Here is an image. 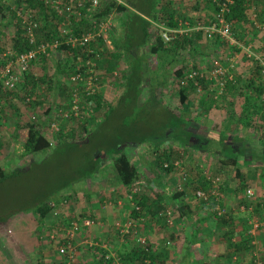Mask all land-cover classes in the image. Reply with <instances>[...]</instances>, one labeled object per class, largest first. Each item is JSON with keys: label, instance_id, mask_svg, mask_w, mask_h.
<instances>
[{"label": "trees", "instance_id": "1", "mask_svg": "<svg viewBox=\"0 0 264 264\" xmlns=\"http://www.w3.org/2000/svg\"><path fill=\"white\" fill-rule=\"evenodd\" d=\"M230 1V4L227 3L229 11L225 17L226 21L232 27H236V25L240 23H248V0ZM123 2L127 7L122 5L117 6L114 3L104 5V3L107 2L100 1V8L103 7V9L98 15V17L107 16L111 10L115 9L118 13L125 14L126 16L124 20L121 19L120 21V26L123 30L122 36L120 39H116L113 42V45L115 46V59H119L120 56H124L125 61L127 62L126 69L121 72L118 77L121 84L113 87V90L110 91V93H103L101 96L100 94H95L90 98V100L92 99L95 103L96 110H103L104 119L89 133L84 142L69 141L61 135L62 137L58 146L68 147L73 150H83L91 144L97 145L91 151L82 152V158L83 161H85V164L80 173L81 177L78 178V181L76 179V181L81 182L85 179H90L99 172L101 162L103 160L111 159L113 169L118 177L120 185L125 189L127 194H131L130 191L134 185L142 182L149 185L151 183L153 185H157L160 181V176L157 173L155 178L151 177V179H147L139 172L136 160L132 157V151L134 149L140 146H150L155 153L160 154L157 158L158 169H161L164 173L168 174L174 170L173 167L176 169L174 163L176 162L175 159H177V156L179 155V149L167 147L165 144L166 142L171 141L172 136L174 138L181 137L182 140L183 136H185L184 133H186L184 129L187 123L183 118V107L187 101L189 90H197L195 82L190 80L188 76L192 70H197V68L195 64L192 66L188 65L189 61L184 55V50L187 46L194 49V42L198 38L201 40L202 31H195L191 33L195 37L194 41L192 38L182 35L178 30L179 20L177 19V17H180L181 15L178 14V16H175V13V15L166 18V7L161 6L159 0H123ZM218 2L223 4L225 3V0H208L205 2L208 5L207 8H209L211 13L214 15H216L219 10L216 5L219 4ZM19 7L20 4L18 2L14 1L13 7L10 8L6 6V3H4L3 0H0V31L2 30L3 32V28H8L11 24L15 27L13 36L7 38L9 44H7L5 50L9 49L17 54L31 49V46L24 38V34L16 20L15 13ZM26 11L30 12L35 18L42 21L43 30L41 29V33L37 34V40L38 42H41L40 39H43V41L47 43L49 41V36L47 35L48 30L56 31L57 27H54L49 21V16L47 14L48 11L43 2H40L39 0H28L26 3ZM157 18H160L163 22L162 29L160 27L157 28L153 26L151 23L152 20L157 21ZM214 19L215 17L212 18L211 21L213 22ZM87 21L88 20H83L81 24L76 23L73 25L72 31L75 36H80L82 33L87 32L89 27V25H87ZM205 25L209 26L210 23ZM176 30L178 31L175 33ZM44 31L47 34L44 33ZM164 33L169 35L171 38L170 41L166 42L163 39L162 36ZM217 38L219 39V37ZM212 42H217L216 38L211 41V44ZM119 46H121V48L118 50L117 47ZM57 50L62 53H68V51L72 53L70 57L64 58L63 61V63L66 64V70H64V72L66 71L69 76L73 73L74 68L72 67L75 64V60L71 58V56H75L78 53L80 54V49L72 50L65 45H61ZM120 50L123 52L118 53ZM3 51L4 50L0 49V67H3L6 62L1 55ZM147 52L154 58V65H149L147 63ZM49 53L50 51L47 49V53L42 56V58L47 59L49 57ZM195 53V49L190 50V57L194 58ZM217 53H211L209 55H213V58H218L219 60L217 59V61L223 64V55L220 53L219 56H216ZM207 58L209 59V57ZM110 60L111 59L106 60V58L101 56L97 60V71L104 70L103 66L105 63L110 65L114 62L113 60V62ZM107 65H105V69ZM61 66L62 64L60 65V68ZM256 68L259 72L257 63ZM109 71L111 72L110 69ZM109 71L107 69V72ZM34 76L35 74L30 71L29 73L24 74L19 82L22 91L24 90L25 95L29 97V93H33L37 88L38 81L43 82L46 79V77L37 79ZM203 83L207 82L203 81ZM203 83L200 81V86H202ZM256 91L258 93V98H261L260 83L257 86ZM168 92H175L176 95H178V105L172 104L170 101L166 100L165 97ZM6 93L15 94L16 91H7L1 87L0 101L8 104L7 100L10 98L7 99L8 96ZM9 106L11 105L9 104ZM150 106H157L160 109V112L158 113L153 110L156 112L155 115L153 113L144 112L145 108ZM49 110L47 111L48 117H50L51 113ZM53 114L55 113L52 112V115ZM2 115L3 109L0 107V120L3 118ZM128 115H138L139 117L136 120L127 119L126 116ZM50 120L53 119L50 118ZM104 123H107L108 127L105 130L104 135L99 136V131H101V127ZM15 125H17V122ZM42 125L43 124L41 123L17 125L13 136L12 152L18 159H28V162L25 166L15 167L10 172H5V170L0 167V249L9 258L10 264H26L25 259L23 258L24 253L16 247V244L12 240L11 228L14 226L21 227L26 219L34 221L37 225L44 224L46 219L51 214L52 204L55 205L56 203H60L62 201L61 194L59 193H62L60 192L61 190L64 192L65 188H59V190L57 188L47 193H41L38 191L37 196L31 201V207L22 210H12L10 207L12 200L5 194L11 189V185L14 180L21 181L30 173V171H27V168L34 165V155L45 153L51 149L50 141L43 134L42 127H44V125ZM261 140L264 141V132ZM94 142L97 143L94 144ZM180 142L182 145L183 141ZM239 158L240 155H233V157H229L221 161L225 168L233 167L235 170L234 175L237 179L241 178V171L238 166ZM164 165H166V167L162 168ZM241 179H243V177ZM203 181L204 178L198 179L199 187L204 186L202 185ZM203 189L205 188L203 187ZM170 194L171 193L169 191H158V193L157 191H154L153 197L155 199H168L170 203L172 202L175 205L177 200H181L178 198H180L183 193L179 191L177 193L175 192L172 197ZM131 197L132 204L139 208V211H136L133 208L130 212V218L134 220L148 207L149 199L144 196L141 198L139 194H134ZM158 204H160L159 201ZM203 205L214 207V199H210L208 203H203ZM177 211L179 216L184 219H189L192 213L191 207L185 203H183ZM158 215L160 220L165 221V223L167 222V218L163 216V210L159 211ZM218 220L221 224H228L231 219L227 221L225 217H222ZM246 224L247 221L242 224V232L244 233V236H241L242 239L241 242H239V245H233L231 242L232 233L229 234L230 237L228 239V246L232 252L233 247L234 251L237 252H240L245 248L250 249V246H248L250 245V241L246 233L248 226H246ZM245 226L246 229L244 228ZM117 230V235L121 238L123 235L120 232V228ZM138 234L141 236L140 233ZM125 236L126 239L137 242L136 236L131 232ZM137 244L141 247V251H139L142 255L141 264H165L167 253L165 256V252H163V254H152L147 246L143 248L139 242H137ZM106 254V251H102V255L98 258L97 264H105L104 257ZM125 254L126 255L123 256L119 253L120 259L113 260L114 263L134 264L133 262L135 261L132 260V257L127 255V253ZM112 259L113 258L108 261V264L112 262Z\"/></svg>", "mask_w": 264, "mask_h": 264}, {"label": "rangeland", "instance_id": "2", "mask_svg": "<svg viewBox=\"0 0 264 264\" xmlns=\"http://www.w3.org/2000/svg\"><path fill=\"white\" fill-rule=\"evenodd\" d=\"M200 1L206 5L205 2L208 0ZM159 3L161 6L165 7L166 0H159ZM189 3L191 2L189 1ZM105 4L106 3H104V5ZM102 9L103 7L95 11V13H97V16L99 15L98 12ZM92 14L94 13L92 12ZM248 16L252 17L249 12ZM125 18V14L118 13L115 9L111 10L109 15L99 17V21L101 19L107 20L106 22H104L107 29L106 42H104L105 44L103 42L101 43L104 50L102 56L106 58V60L111 59L110 61L113 60L115 62L114 63L112 61L113 63H111L110 65H107V63H105V65H107L106 69L104 65V70L97 71L98 82L95 87V94H100V96L103 93H110V91L113 90V87L121 84L118 77L119 74L125 70L126 61L122 62L121 60L111 58L107 56V52L110 51L109 47L111 36L117 37L119 35V33L121 32L120 21L121 19L124 20ZM157 19L158 20L156 22L158 23V25L155 26L153 24V26L157 28L160 27L162 29L163 22L160 18ZM253 20V23H251L253 27L250 28H253L254 31L262 33L264 36V16L261 14L258 16L256 14ZM152 22L154 21L152 20ZM81 23L82 22H80L79 24ZM205 24L207 23H204V25ZM204 27H207V25H205ZM14 31L15 27L12 24L8 28H3V32L2 30L0 31V49L4 50L3 53L6 51L5 49L7 47V44H9L7 38L12 37ZM203 35L206 37L205 34H202V36ZM217 37L219 36L216 35L215 37H212V41L216 38L218 43H215L219 45V51L223 55V59L227 61V57L232 58L231 56H233V44L227 39L221 37H219L218 39ZM231 37L233 39L232 26ZM201 40H203V37H201ZM205 44L209 45V43ZM249 48L250 47H246V49ZM3 53H1V55ZM56 53L57 52H55L54 54L49 53V57L46 60H40L41 58H38L34 63V66L31 70L32 73L35 74L34 77L37 79H41L42 75L44 74L47 79L43 82L38 81L37 88L33 93H29L30 97L25 95V91H22L21 85L19 84L15 94L6 93V95L8 96L7 99L10 98L7 100L8 104L0 101V107L1 109H3V118L0 120V167L3 168L5 172H10L13 168L18 166H25V164L28 162V159H18L12 152L13 136L15 131L14 127L19 124L24 125L28 123L43 124L44 127H42V131L44 136L50 141L51 149H49L45 153L34 155V165L27 168V171H30V173L26 175L25 178L21 181L14 180L13 184L11 185V189L8 190L5 194L12 200V203L10 204L12 210H22L31 207V201L37 196L38 191H40L41 193H47L51 190H55L57 188L59 190V188L63 189L65 187L64 192L60 189V192L62 193L59 194H61L62 199H67L68 204L65 207L62 206L59 208L60 218H56L52 214H50L44 224L37 225L34 221L26 219L21 227L14 226L13 228H11L12 240L16 244V247L24 253L23 258L25 259L26 264H63V261H65L63 245L67 241L66 235L64 234L66 225L72 221H79L82 217L89 218L94 222V224L89 228L83 229L81 232H77L70 241L72 247L71 250L74 254L75 259L81 264H97L98 258L102 255V251H106V255H109L110 258H113L110 264H118L114 263L113 260L120 259L119 253L123 255V251H119L118 248L119 239L117 235V229L120 228V220L118 217L115 218L112 221L113 224L111 225L115 231L113 230L109 235L105 234L106 232L103 233L99 228L101 226L99 225L100 219L96 220V218L93 217L94 213H97L95 212L96 210L94 211V208L99 207L97 211L101 210L102 214H110V212L121 213L122 211L119 209V204L121 205V202L122 204H126L128 201L132 203V195H141L144 192L149 193L150 188L146 183L142 182L134 185L130 191L131 194H127L125 189L119 183L118 177L116 176L113 169L111 159H105L101 162L99 172L93 176L98 180L93 181V185L89 186L90 197L87 198V201L89 203L86 201V199L81 198L82 192H78V186L82 187V185H79V182L77 181L78 178L81 177L80 173L85 164V161H83L82 158V152L91 151L97 145L91 144L89 147H86L83 150H73L68 147L58 146V143L62 136L67 138L69 141L84 142L89 133L94 130L96 126L104 119V112L103 110L95 109V103L92 101V99L90 100V97L88 101L84 105H82V107L80 106V116L77 119L64 120L57 117L58 114L52 115V112L54 110H66L67 106H69L72 102L71 89H63L64 91L56 89L54 81L52 80L53 78L50 77L52 76L55 67L58 65L57 60L61 58L60 63L63 64L62 57L59 54L57 55ZM147 54V63L149 65H154V58L149 55L148 52ZM259 55L260 54H258V56ZM56 56L58 59L55 58ZM217 59L218 58H213L211 61L206 62L204 66L206 67L207 71H209L211 63ZM193 64L196 65V63ZM193 64L190 62L188 65L192 66ZM226 64H228L227 66H229V61ZM204 66L203 68H201L197 67L196 65V68L197 70H204ZM41 68H44L45 71H42ZM107 69L108 71L110 69L111 72H107ZM165 98L172 104L174 103L178 105V95H176L175 92H168ZM26 99L30 100L27 102ZM9 104L11 106H9ZM48 110L51 111L50 117H48L47 115ZM153 110L158 113L160 112V109L157 106L146 107L144 112L153 113L155 115L156 112H154ZM138 117V115L126 116L127 119L134 120L138 119ZM50 118L53 120H50ZM16 122L17 125H15ZM107 127L108 124L104 123V125L101 127V131H99L100 134L98 135H104ZM95 143L97 142H94V144ZM228 152V154H230V151ZM228 154L226 155L225 153H222L225 159L229 158ZM159 155V153H155L154 150L147 145L143 147L140 146L132 151V157L135 158L137 166L139 168V172L144 177H146L147 179H151V177L155 178L157 173L160 176V181L171 180L176 187L175 190L179 192L184 191V186H189V188H191V193H193V191L195 193V187L193 186V183H196L195 181H197V179L204 178V180L209 183L206 180L207 177L219 178L222 184L220 185V195L223 198L221 189H223L226 183L229 182L231 176H233V179L236 178V176L234 175V169H227L223 170L222 172H218L219 170L213 168V162L208 160L207 157L204 159H200L196 155H190L189 158L188 155V158L190 159L189 161L191 162L188 163L187 154L184 151L182 152L181 149H179V155L177 156V159H175L176 162L174 163V166L175 164H177L175 166L176 169L173 167L174 170L171 173H164L157 167V158ZM162 168H165V165ZM244 173V170L241 171V178L243 177V179L240 178L241 182L237 184V187L233 186V190H236L237 193H240V191L246 193V183L243 184V180L245 179ZM242 185H244L245 187ZM210 187L211 186L209 184V188ZM122 188L124 189V191H122ZM91 199L95 202L92 203L90 201ZM247 202L250 204H246ZM74 203H79V205L75 207ZM222 203L224 202L221 200V204ZM238 205H253L251 210L248 208L249 206H246L249 210L248 213L240 212L238 215H236L237 217L242 219H246L247 215L250 216V218H247L245 220L247 221L246 226H248V221L257 220L259 222H262L264 220V211L261 208V205H264V199H261L260 201H258L257 199L253 201H248V199L245 201L239 200ZM164 208L165 207L163 206L161 211L164 210ZM166 208L163 213L165 211H170L172 213L171 207L166 206ZM206 208V213H210L211 215H213L214 207L211 206ZM247 208H245L244 211H246ZM254 210L257 211V214L255 215ZM226 211L227 212L225 219L229 221L233 218V212H230L227 209ZM172 218L174 220L173 213ZM215 218L217 220L220 219L216 216ZM223 226L224 228H222L223 230H220V235H223L224 231L226 232L230 227L229 225L224 224ZM246 226L244 227L245 229ZM261 229L262 228H260V230ZM260 230L256 233V235H258V233H262L260 232ZM52 235H54L55 238L52 239ZM251 255H253V253ZM0 260H2V264H10L9 258L1 249Z\"/></svg>", "mask_w": 264, "mask_h": 264}, {"label": "crops", "instance_id": "3", "mask_svg": "<svg viewBox=\"0 0 264 264\" xmlns=\"http://www.w3.org/2000/svg\"><path fill=\"white\" fill-rule=\"evenodd\" d=\"M3 1L7 7L11 8L14 5V0ZM247 3L248 23H240L233 27V56H231L232 58L227 57V61L224 59L223 63L227 67L228 75L231 77V80L227 83L224 95L214 100L210 94L209 84L203 82V85L200 86V92L190 89L187 101L183 107V118L187 123L184 130L187 134L184 133L185 136H183L182 140L181 137L174 138L172 136L171 141L166 142L165 145L186 152L188 163H191L189 161L190 155H196L200 159L207 157L208 160L213 162V168L219 170L218 172L233 169V167L225 168L223 166L221 161L225 157L222 153L227 155L228 151H230L229 157H232V154L240 155L238 166L240 171H245L243 182L245 181L244 183H246V189H252L255 198L260 201L264 199V141L261 140L264 132V104L261 98H258L256 91L259 85V72L252 54L264 53V36L250 27H253L251 23H253L256 14L264 16V0H248ZM165 4L167 10L166 18L175 15V13V16L180 14L181 16L177 17L179 20L178 30L182 35L192 38L193 41L195 37L191 33L198 31L197 28L199 27H204L206 20L207 23L212 24L211 20L215 17L210 9L207 8L208 5H205L200 0H166ZM248 12L252 17L248 16ZM154 22L151 21L152 24L157 26L158 23ZM120 29L119 35L117 37L111 36L110 39V51L107 52V56L111 58L115 56L113 42L122 36L123 30L121 26ZM201 37H203V40L198 38L194 42V49L196 50L194 58L189 55L190 50H194L190 46H187L184 50V55L189 63H196L197 67L203 68L206 62L213 59V55L209 54L218 52L216 55L218 56L220 51L218 44L215 42L211 44L212 37H205L204 35H201ZM205 43H209V45ZM246 47L250 48L246 49ZM120 48L121 46L117 47L118 50ZM122 50L118 53H122ZM56 54H59L64 61L62 52L59 51ZM146 56H148L147 53ZM44 59L46 58H41L40 60ZM60 59L57 60L58 65L50 77L53 78L55 88L63 90L69 88L67 84L68 77L72 74L68 76V73L64 72L66 70L65 63L60 68ZM118 60L124 62L125 58L120 56ZM228 61L229 66L226 64ZM204 68V71H207L205 66ZM41 70L45 71L44 68H41ZM42 78H45L44 74ZM180 141H183L182 145ZM96 180L98 179L92 177L86 181L79 182L82 187L78 186V192H82V199L87 201V198L90 197L89 186L93 185V181ZM195 182L193 183L195 191L199 188L203 189V187L209 189V183L205 180L202 182L203 187H199L198 179ZM240 182V179H233V176H231V179L221 191L225 208L233 212V218L228 224H224L229 225L232 229L229 227L226 232L224 231L223 235H220V230L224 228L223 224L221 225L220 221L215 218L214 213L213 215L206 213V207L210 206H205L202 202H199L194 196V191L191 193L189 186H184V191L181 192L183 194L178 198L182 201L177 200L175 205L172 202L170 203L168 199H155L153 197L154 191H157V193L158 191H169L171 197L175 192L177 193L178 191L175 190L176 187L171 180L159 181L157 185L146 183L150 188V192H144L140 196L141 198L144 196L149 199V205L134 220L130 218V212L136 206L130 201L126 204H122V202L121 205L119 204L121 213L110 212V214H102L101 210L97 211L99 207H95L94 211L96 210L95 212L97 213L92 215L96 220H101H99V225L101 226L98 227L103 233L106 232L105 234L108 235L114 230L111 225L115 218H119L120 228L128 222L132 223L139 230L141 237L145 240V246L150 249L152 254H163L165 252V256L167 253L165 264H252L254 256L251 254L255 249H258V258L264 264V227L260 230L262 233L256 235V247L248 245L250 249L245 248L240 252L234 251L233 247L232 252L228 246L230 233H232L231 242L233 245H239L242 239L241 236H244L242 224L247 218H250L249 215H247L246 219L239 218L236 215L240 212L248 213V208L251 210L253 207V205H248L249 207L246 205L248 207L245 206L247 208L246 211L240 210L238 202L239 200H246L245 194L241 191L237 193L236 190H233V186L237 187ZM122 191H124L123 188ZM90 201L92 203L95 202L92 199ZM158 201L160 204H158ZM183 203L191 207L192 213L189 219L181 218L177 211ZM74 204L75 207L79 205V203ZM246 204L250 203L247 202ZM163 206L165 208L166 206L171 207L174 220H172V225L170 226L165 221L160 220L158 215ZM165 208L164 210L167 209ZM255 214H257V211L254 210ZM118 239V248L119 251H123V256L127 253L135 261L133 262L134 264H141L142 255L139 253L141 247L137 242L126 239L125 235L121 238L118 236ZM0 264H2V260H0Z\"/></svg>", "mask_w": 264, "mask_h": 264}, {"label": "built area", "instance_id": "4", "mask_svg": "<svg viewBox=\"0 0 264 264\" xmlns=\"http://www.w3.org/2000/svg\"><path fill=\"white\" fill-rule=\"evenodd\" d=\"M20 4V7L16 10L15 16L21 31L24 34V38L28 41L31 49L22 52L14 53L10 50H6L2 54V58L5 59V64L0 67V89L1 87L7 91H17L21 77L24 74L29 73L34 63L38 58H42L49 49L50 53L54 54L59 52L57 49L61 45H65L72 50L80 49V54L71 56L74 61V71L72 75L68 77V87L72 91V102L67 106L66 110H55L57 117L69 120L77 119L80 116V106L84 105L88 99L95 95V87L98 82L97 73V60L103 55L102 42H106L107 29L104 24L107 20H100L95 13L100 8V0H39L43 2L48 11L49 21L53 26L57 27V30H48L49 41L46 43L43 39L38 42V33H41L42 21L35 18L30 12L26 11V3L28 0H14ZM107 3H114L117 6H126L123 0H105ZM227 3L231 1L227 0L225 3L217 4L219 8L215 15V20L207 27H199L198 31H202L208 37L219 36L221 38L229 40L233 44L231 37V25L226 21V14L228 13ZM127 7V6H126ZM92 12L94 14H92ZM100 12V11H99ZM98 12V13H99ZM95 17V18H94ZM88 20L89 25L87 32L82 33L80 36H75L73 33V25L76 23ZM264 29V27H263ZM45 35V34H44ZM163 39L168 42L171 40L167 33L163 34ZM62 40V41H61ZM61 41V42H60ZM105 44V43H104ZM71 52H63V58L70 57ZM254 61L259 67L260 73V85H261V100L264 104V53L258 55L252 54ZM227 67L215 60L211 63L209 71L204 70H192L188 78L195 82L197 90L200 92V81H206L209 84L210 94L214 100L219 99L225 93L227 83L231 80V77L227 73ZM30 99H26L28 102ZM1 139V134H0ZM177 164H175L176 166ZM166 167V165H165ZM209 184V189L199 188L195 191V198L202 202L208 203L210 199H214V215L217 218L226 217V208L224 204H221L220 185L219 178L206 179ZM246 200H255V194L252 189H247L245 193ZM62 199V198H61ZM67 199H62L60 203L52 204L51 214L60 218L59 208L67 206ZM245 205L240 206V210H245ZM264 211V205H261ZM136 211H139L138 207H135ZM264 213V212H263ZM163 216L167 218V224L172 225V213L165 211ZM247 235L251 246H255L256 233L263 228L264 220L259 222L257 220L248 221ZM94 222L89 218H81L79 221H72L66 225L64 234L67 241L63 245L64 259L63 264H81L78 262L72 252L71 239L77 232H81L85 228H89ZM123 227V228H122ZM120 228V232L123 235H127L130 232L136 236L137 242L145 248V240L138 234L140 233L136 226L128 222ZM51 238H55L54 235ZM258 249L253 251L254 260L252 264H263L258 258ZM110 256L104 257L105 264H108Z\"/></svg>", "mask_w": 264, "mask_h": 264}]
</instances>
